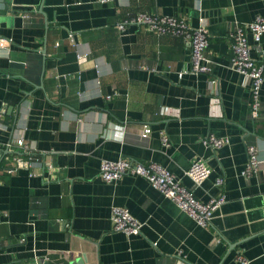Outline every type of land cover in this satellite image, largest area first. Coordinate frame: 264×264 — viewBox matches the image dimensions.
<instances>
[{
	"label": "crops",
	"instance_id": "obj_1",
	"mask_svg": "<svg viewBox=\"0 0 264 264\" xmlns=\"http://www.w3.org/2000/svg\"><path fill=\"white\" fill-rule=\"evenodd\" d=\"M139 12L205 23L212 71H191L181 35L118 27ZM258 15L264 0H0V264H243L240 254L264 264V83L253 117L230 36ZM249 40L264 61V33ZM209 133L230 141L214 151ZM21 137L41 163L34 174L13 162ZM247 143L260 155L250 176ZM120 157L167 167L204 201L223 176L227 200L200 225L142 175L103 180L101 161ZM197 157L212 167L201 185L186 174ZM114 205L143 222L140 233L113 229Z\"/></svg>",
	"mask_w": 264,
	"mask_h": 264
},
{
	"label": "built area",
	"instance_id": "obj_2",
	"mask_svg": "<svg viewBox=\"0 0 264 264\" xmlns=\"http://www.w3.org/2000/svg\"><path fill=\"white\" fill-rule=\"evenodd\" d=\"M107 2L109 0H100ZM128 23H137L147 26L150 30L159 34L171 33L185 37L191 44L192 67L191 71L196 74H208L213 69V61L207 55V49L210 46V36L205 23L198 26H191L184 17L175 15H153L146 12H139L118 24L120 29H124ZM264 33V15H258L252 21L236 23L235 27L230 31L233 39L231 66L244 75L248 76L252 81V98L251 111L252 116L258 115L261 102L260 93L264 83V61L256 60L252 55L253 45L249 40L252 35L256 42H259ZM69 40L73 44V33H69ZM78 61L84 63L87 61L88 53L79 52L77 54ZM213 81V80H212ZM108 98L112 95H107ZM151 128L148 125L143 127L141 135L148 137ZM161 138L165 145H170V137L165 131H161ZM205 145L216 151L222 145L228 143V136H218L209 133L202 137ZM16 146L21 153L13 155V162L17 166L27 168L31 174H34L36 167L41 168V163L33 159V149L30 144L23 138L16 140ZM248 161L242 174L250 176L260 169L259 149L254 143H247ZM138 174L146 177L150 183L158 188L163 195L175 201L181 209L186 211L198 224L211 226L212 219L226 202V193L222 189L225 183L223 176L215 179V184L221 187V191L211 196L207 201L199 199L195 192L186 186L181 178L177 177L167 167L155 161H135L128 157H120L119 159H104L100 164V177L108 182H113L121 178L124 174ZM212 168L209 159L204 157L195 158L190 167L186 170V174L192 179L196 185H201L210 177ZM113 229L124 231L128 234H138L141 232L143 222L137 219L128 208L114 205L112 207ZM43 263V260H38ZM239 260L243 264H248V260L239 255Z\"/></svg>",
	"mask_w": 264,
	"mask_h": 264
},
{
	"label": "water",
	"instance_id": "obj_3",
	"mask_svg": "<svg viewBox=\"0 0 264 264\" xmlns=\"http://www.w3.org/2000/svg\"><path fill=\"white\" fill-rule=\"evenodd\" d=\"M3 158V155L2 154H0V160ZM217 214V213H216ZM215 214V215H216ZM212 221H213V219H212ZM33 264H48L47 262H44V263H42V262H40V261H35Z\"/></svg>",
	"mask_w": 264,
	"mask_h": 264
},
{
	"label": "trees",
	"instance_id": "obj_4",
	"mask_svg": "<svg viewBox=\"0 0 264 264\" xmlns=\"http://www.w3.org/2000/svg\"><path fill=\"white\" fill-rule=\"evenodd\" d=\"M212 168V167H211Z\"/></svg>",
	"mask_w": 264,
	"mask_h": 264
}]
</instances>
